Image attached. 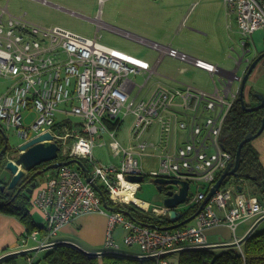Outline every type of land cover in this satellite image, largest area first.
Wrapping results in <instances>:
<instances>
[{"label": "built area", "instance_id": "obj_1", "mask_svg": "<svg viewBox=\"0 0 264 264\" xmlns=\"http://www.w3.org/2000/svg\"><path fill=\"white\" fill-rule=\"evenodd\" d=\"M105 1L99 0V3L102 5ZM225 4L228 12L235 15L243 36L250 37L264 30V0H225ZM101 26L98 20V27ZM137 40L160 52L154 65L104 45L98 32L89 38L61 27L37 25L25 16H13L8 8L0 7V76L12 81L0 96V127L17 129L23 140L18 148L12 149L14 153L7 157V162L19 157L22 145L49 132L60 147V156L88 161L90 175L115 206L135 205L146 213L167 216L168 208L154 207L151 211V204L139 199L148 204L144 209L119 192L129 190L136 197L147 177L176 179L189 182L190 189L193 183H198L195 195L189 189L185 206L201 205L228 165L235 161L224 147L223 129L239 97L243 76L237 72L226 76L227 71L220 66L172 45L141 37ZM241 45L243 56L239 64L250 52L246 40ZM166 57L209 73L215 91L207 93L189 85L177 89L159 86L150 96L139 99ZM138 75L147 76L144 84L138 85L130 79ZM237 82L239 87L235 91ZM62 104L68 109L59 110ZM25 110L37 114L30 127L24 124ZM58 111L78 117L80 123L70 121L71 128L64 126V133L56 132V124L69 121H57ZM130 115L134 122L129 143L123 145L117 132ZM157 125L159 135L153 141L152 129ZM104 134L110 137L112 151L120 158L119 165H103L93 155V148ZM148 158L156 160L159 168L148 171L144 165ZM81 171L73 165L61 166L38 181L33 202L43 214L47 229L46 239L39 241V247L56 243L51 238L77 217L107 213L106 253L152 260L157 264H177L167 258L184 250L213 248L206 238L208 229L226 225L235 232L241 223L253 221L251 230L264 219V199L246 192L245 181L238 182L231 177L190 223L176 229L145 226L119 211L106 210L102 197ZM131 176H142L143 181L134 182ZM171 189L179 193L180 185H173ZM118 226L125 231L124 245L139 247L140 255L121 252L114 238V229ZM38 235L39 231H34L30 237L37 241ZM28 260L32 262V258Z\"/></svg>", "mask_w": 264, "mask_h": 264}, {"label": "rangeland", "instance_id": "obj_2", "mask_svg": "<svg viewBox=\"0 0 264 264\" xmlns=\"http://www.w3.org/2000/svg\"><path fill=\"white\" fill-rule=\"evenodd\" d=\"M51 5H43L33 0H2L1 5L8 3L10 12H14L15 16H21L27 13L26 20L31 21L37 25L46 27H61L66 30L72 31L79 35L92 38L98 32L101 39V43L111 48H115L124 51L132 56L146 60L147 62L154 65L160 57V52L152 49L146 44H143L132 38L118 34L113 28L122 29L126 31H133V27L140 25L146 27V24L141 20L145 9L150 7H156L164 4V7H172L175 5L176 0H106L104 4H100L99 0H46ZM182 1V2H181ZM188 0H178L181 2L180 5L186 10L189 5ZM228 11V10H227ZM200 12H195L190 18L188 26L197 28L195 19L198 18ZM100 18L99 23H102L101 27L98 24L87 19ZM235 18V15L233 16ZM236 22V18H235ZM234 25L236 24L234 23ZM150 29V28H147ZM174 27L161 28L155 33V36L148 35L145 38L157 42L162 45H174L176 48L177 44H189V50L191 56L206 58V61L211 60L208 57H212L217 62L225 61L220 63V67L227 72H233L237 67L240 57L243 56L242 41L246 40L250 46V52L245 56L244 60H251L255 57L256 53L264 48V30L258 31L255 35L250 37L243 36L240 32L232 34L231 37L226 36L227 30L225 28H208L209 36L204 37L201 35L187 36L186 33L177 36ZM236 30V28H235ZM226 33L225 38H221L222 33ZM141 36V35H140ZM188 54V53H187ZM189 54V55H190ZM202 58V57H201ZM238 71L239 76H242V70L246 65V62L240 64ZM186 65L179 63L177 60L166 57L158 67V72L152 76L146 86V89L141 93L140 98L150 96L152 92L159 86H164L169 89L184 88L178 82H184L186 84H192L194 88L205 91V87L213 88L214 84L212 78L208 73L200 71L196 68H189L187 72L180 73L181 67ZM248 68V67H247ZM147 76H131L130 79L138 85L144 84ZM175 80H178L176 82ZM12 83L11 80L0 76V96L7 90ZM185 86V85H184ZM196 86V87H195ZM238 86V82L234 85V88ZM202 87V88H201ZM264 94V64L259 63L251 74L247 86L245 97L248 104H251L252 99L250 92ZM210 93L208 91H205ZM214 92V91H213ZM212 92V93H213ZM136 92L132 95L134 98ZM68 109L65 104L60 105L59 110ZM181 111V110H180ZM182 112V111H181ZM24 124L26 127H30L37 118V114L33 110L24 111ZM57 121L69 120L72 123H80V119L75 116L63 114L58 111L56 114ZM134 117L128 116L124 119L121 129L117 132V138L123 145L129 143V131L133 125ZM3 133L7 137L9 147L11 149L18 148L23 140L18 136L17 129L3 127ZM153 141L159 135V125L152 129ZM93 155L97 162L103 165H119L120 158L114 155L110 146V137L105 135L102 140L98 141L93 148ZM145 168L149 171L150 169H158V163L152 158H148L144 161ZM90 166V165H89ZM91 168V166H90ZM55 170V169H54ZM49 173V172H48ZM52 173V172H51ZM47 174V173H46ZM5 176L7 181L12 177V174L5 169ZM98 184H100L98 182ZM251 183L248 181L243 182L245 191L254 194L258 198L262 199L264 195L256 194L253 191ZM190 192L195 195L198 192V183L191 185ZM136 197L142 201L151 204V211L154 207H163L164 193H160L158 186L154 183L153 178H145L142 182V188L136 195ZM188 208L185 205L179 207V211L182 212ZM38 213V212H37ZM34 218L38 223L44 224L43 214L36 215ZM148 214L154 216L152 212ZM247 224H243L239 227V232L246 228ZM257 231H264V221L258 226ZM235 242V241H234ZM219 250V248L217 249ZM34 255V252H33ZM44 255L35 260L36 264H47L44 259ZM178 253L170 255L167 259L176 261L178 259ZM21 263H27L24 257H20ZM154 264H157L153 261ZM152 263V264H153Z\"/></svg>", "mask_w": 264, "mask_h": 264}, {"label": "trees", "instance_id": "obj_3", "mask_svg": "<svg viewBox=\"0 0 264 264\" xmlns=\"http://www.w3.org/2000/svg\"><path fill=\"white\" fill-rule=\"evenodd\" d=\"M252 103L247 106L252 107L260 102L254 97V91L250 92ZM264 117V109L258 111H246L241 105L239 97L234 101L229 115L225 121L223 129L224 147L236 157L240 143L249 133H256L262 124ZM71 122L65 121L55 125L56 132L64 133V126L71 128ZM8 143L7 137L0 127V155ZM12 149L9 147L7 153L0 156V213L17 218L26 228L27 236H31L34 231H39L40 235H47L46 225H41L35 221L31 213L34 208V194L38 187V181L42 179L46 173L54 172L49 170L38 176V178L29 182L30 177L37 171L46 169L55 162H48L36 167L33 171L27 173L20 181L15 189H9L5 176V166L7 157L12 155ZM242 162L237 177L238 182L248 181L251 183L253 191L256 194L264 195V166L260 160V156L252 142L246 143L242 148ZM71 159L60 156L59 161H70ZM83 164L90 170V164L87 160L81 159ZM81 170L77 165H73ZM82 172V171H81ZM83 173V172H82ZM36 183L35 186L33 184ZM24 186V187H23ZM22 188V190L19 189ZM27 188L32 189V193L27 192ZM140 191V190H139ZM138 191V192H139ZM106 202L116 211L126 210L130 214L125 215L127 218L149 227L164 229L174 225L175 223L167 216H152L135 205L115 206L104 192ZM138 194V193H137ZM264 197V196H263ZM104 203V202H103ZM200 205L189 206L182 211L183 218L187 219L198 211ZM180 220V221H182ZM44 261L47 264H152V260H140L124 255L106 253L101 256H91L78 248L67 245L58 244L44 254ZM14 258L8 259L6 262L13 263ZM177 264H264V231L256 229L246 238L240 247L225 246L220 250L215 249H199L184 250L179 253ZM154 264V263H153Z\"/></svg>", "mask_w": 264, "mask_h": 264}, {"label": "crops", "instance_id": "obj_4", "mask_svg": "<svg viewBox=\"0 0 264 264\" xmlns=\"http://www.w3.org/2000/svg\"><path fill=\"white\" fill-rule=\"evenodd\" d=\"M33 1L39 2L40 4H43V5L45 4L51 5L46 0H33ZM188 1H189V5L187 6L186 10L180 5L182 1L178 2V0H176L175 5L172 7L165 8L164 4H161L156 7H150L148 9H145V12L141 17L142 18L141 20L146 24V27L136 25L135 27H133V29H131L133 31H130V30L126 31V30L120 29V31H125V32L130 33L129 36L123 33H118V34L126 36V37H130L134 40H137V37L147 39L145 37L148 35L156 37L155 33L158 32L161 28L174 27L173 30L175 31L177 36L186 33L188 37L191 35H201L204 37H208L209 36L208 28L212 27L215 30H217L218 28L226 27L227 35L225 32L220 34L221 38L224 39L225 35L231 37L232 34L240 32L237 25H234V23L236 24L235 18L233 17L234 15L230 14L227 11L225 0H188ZM1 2L2 0H0L1 8H8V11L11 15L13 16L17 15L12 11L10 12L8 3L6 5H1ZM195 12H200L199 17L195 19L197 28L189 27L188 26L189 20ZM22 16H25L26 18L27 13L21 16H16V17H22ZM81 17L89 21L96 22L97 24H98V20H100V18L90 19L84 16H81ZM147 28H150V29H147ZM257 32H255V34ZM250 45L251 44H249V48L251 47ZM189 46H190L189 44H177L176 48L179 49L180 51L190 54L191 52L189 50ZM262 51H264V48L259 50L256 53L255 57ZM203 56H201L202 59L206 60V58H204ZM201 57L199 56L198 58H201ZM208 58L211 60L210 62L218 66H220V63L222 62L225 63L224 60L221 62H217V60H215L212 57H208ZM252 59L244 60V62H246V65L242 70V73H243L242 76L245 75V71L247 70V67L249 63L252 61ZM177 61L179 63L186 65L185 67L179 68L180 73L187 72L188 67L195 68L179 60ZM260 63H263V62H260ZM240 64L239 62H237V67L236 69L233 70V72L238 73L240 66H241ZM198 70L203 71L201 69H198ZM203 72L207 73L206 71H203ZM230 73L232 72H228V73L226 72L225 75L230 76ZM175 81L178 82V80H175ZM178 83H180L182 86L189 85L193 87L192 84H186L184 82H178ZM238 87L239 85L236 87V89L235 88L233 89H235L236 91ZM204 89L205 91H208L210 93L215 91V87L209 88V87L204 86ZM245 92H246V89H245ZM252 143L254 147L256 148V150L258 151L260 160L262 162V165L264 166V133L260 137L252 141ZM262 199H264V197ZM35 212H36V215H39V216L42 214L37 209V207L34 206V208L31 211L33 218H34ZM44 221L45 222L43 225H46L45 218H44ZM263 221L264 219H262L258 223L255 229H257L258 226ZM36 222L38 223V221ZM252 222L253 221L241 223L236 228L235 232H233L232 229L226 225H220V226L210 228L206 231L207 241L209 244L214 245L212 249L217 250L219 248L220 250L221 248L225 247L222 245L233 244L235 243L234 241L236 239L240 241L243 238H245L247 234L249 233L250 227L252 226ZM243 224H247L246 228L242 229L239 232L238 231L239 227ZM108 227H109V214L107 213H87V214L77 217L73 222L64 226L57 233L56 236L51 238V240L56 243L70 242L84 249L85 251L91 252V253L105 252L106 251L105 241L107 237ZM124 235H125V231L122 227L118 226L114 229V238H115V241L121 246L120 248L121 252L130 254V255H140L141 251L139 247L137 246L127 247L126 245H124L123 243ZM45 236L46 235L42 236L39 233L38 240L37 241L33 240L30 236L29 237L27 236L25 226L17 218L0 213V258L7 254L25 251L24 254L15 255L3 261H0V264H24V263H21V261H19V258L22 256L27 262L25 264H36L35 260H37L38 258L43 256L47 251L52 249V247H49V248L39 247L40 246L39 241L46 239ZM33 252H34V255H33ZM10 258H14L13 263L6 262ZM28 258H32V262H29Z\"/></svg>", "mask_w": 264, "mask_h": 264}, {"label": "water", "instance_id": "obj_5", "mask_svg": "<svg viewBox=\"0 0 264 264\" xmlns=\"http://www.w3.org/2000/svg\"><path fill=\"white\" fill-rule=\"evenodd\" d=\"M264 58V52L257 57H254L252 61L249 63L248 68L245 72V75L242 79L241 89L239 93V99L241 101V105L243 109L246 111H258L261 109H264V95L261 93H254V97L258 99L260 102L256 106L249 107L246 103V97H245V89L247 86V82L253 73L254 69L257 67V65L262 62ZM264 63V61H263ZM264 133V117L262 120V124L260 129L256 133H249L244 140L240 143L235 161L233 163H230L226 170L222 173L219 180L215 184L214 188L211 189L210 193L207 195L206 199L202 204L200 205L198 211L193 216L182 220L183 213L180 212L178 209L181 205H185L189 200V189L190 184L187 181H180L176 179H165V178H158L154 180V183L158 186V190L160 193H164V199H163V205L164 207L168 208L169 211V217L172 222L175 224L164 228V229H176L180 226L186 225L190 223L194 218L200 213V211L203 209L204 205L209 201V199L216 193V191L223 185V183L231 177L237 178L239 174V169L242 162V148L246 143L252 142L258 137H260ZM8 150V143H6L1 155L7 153ZM20 150L23 151L19 157L15 161H8L6 163L5 169L9 171L12 174V177L9 179L8 188L9 189H15L21 179L29 172L33 171L36 167L40 166L41 164L48 163V162H55L52 165L48 166L46 169L39 170L35 172L29 179V182L38 178L41 174L48 172L49 170L58 169L61 166H69V165H77L83 172V175L87 182L91 183V185L96 189V191L99 193V195L102 197L104 208L108 211L114 212L116 211L115 208L109 206L106 202V197L104 194V191L101 189V187L96 183L92 176L90 175V170L83 164V162L80 159H71L70 161H59L60 158V147L59 145L54 141V136L51 133H45L43 135H40L33 140L25 143L20 147ZM0 155V156H1ZM130 180L134 182H142L143 177L142 176H131ZM180 185L179 193H174L171 189L173 185ZM36 183L33 184L35 186ZM264 185V181H263ZM24 187V186H23ZM22 190V188L19 189ZM28 193H32L31 188L26 189ZM241 190V187H240ZM119 212L123 213L124 215H129L130 213L126 210H120ZM182 220V221H180ZM257 226V225H256ZM254 226L247 236L239 241V243H233L228 245H222V246H236L241 245L248 236L253 232L255 229ZM154 227V226H153ZM58 244H67L72 245L76 248H78L80 251L91 255V256H101L104 255L105 252L101 253H91L87 252L84 249L78 247L77 245L70 243V242H58L51 245H47L43 248H49L54 247ZM221 247V246H219ZM25 251L15 252L12 254H7L0 258V261H3L9 257L24 254ZM127 256V255H124ZM129 257V256H128Z\"/></svg>", "mask_w": 264, "mask_h": 264}, {"label": "bare ground", "instance_id": "obj_6", "mask_svg": "<svg viewBox=\"0 0 264 264\" xmlns=\"http://www.w3.org/2000/svg\"><path fill=\"white\" fill-rule=\"evenodd\" d=\"M128 191H129V190H127V191L122 190V191L119 192V194H120V195H127V196H128V199H130V200H134L136 203H138V204H139L141 207H143L144 209H147V208H148V204H147V203H143V202H141L137 197H134V196L131 195V191H129V193H128ZM156 212H160V210L157 209Z\"/></svg>", "mask_w": 264, "mask_h": 264}, {"label": "flooded vegetation", "instance_id": "obj_7", "mask_svg": "<svg viewBox=\"0 0 264 264\" xmlns=\"http://www.w3.org/2000/svg\"><path fill=\"white\" fill-rule=\"evenodd\" d=\"M263 52H264V51H262V52H261V53H259L258 55L262 54ZM258 55H257V56H258ZM257 56H256V57H257ZM263 61H264V58H263L262 62H263Z\"/></svg>", "mask_w": 264, "mask_h": 264}]
</instances>
